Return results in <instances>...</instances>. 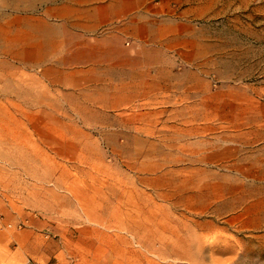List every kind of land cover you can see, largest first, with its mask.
<instances>
[{"label":"rangeland","instance_id":"1","mask_svg":"<svg viewBox=\"0 0 264 264\" xmlns=\"http://www.w3.org/2000/svg\"><path fill=\"white\" fill-rule=\"evenodd\" d=\"M94 1L0 0V264H264V0Z\"/></svg>","mask_w":264,"mask_h":264},{"label":"crops","instance_id":"2","mask_svg":"<svg viewBox=\"0 0 264 264\" xmlns=\"http://www.w3.org/2000/svg\"><path fill=\"white\" fill-rule=\"evenodd\" d=\"M95 0L88 8L83 10L81 20L79 22V29L83 32H94L96 28L100 26H105V24H109L111 21V25L108 27V32H113L117 37L122 35H127L131 37V39H136L138 41L137 46H142L145 48L144 44L145 39H143V35H141L142 30H150L152 26H144L141 24V13L139 7V0ZM125 18L126 20L119 21V19ZM101 41V40H100ZM140 41L142 42L140 44ZM102 42H106L103 40ZM153 42V40H152ZM136 47V46H135ZM109 51L104 49L101 51L100 55H107ZM138 52V50H137ZM115 54V53H114ZM117 56V55H115ZM90 73H107V69L92 67L88 69ZM114 74L125 75L127 83H130V77H136L142 73L140 68H121L115 69L112 71ZM2 233H0V237ZM55 264H63L56 260Z\"/></svg>","mask_w":264,"mask_h":264},{"label":"built area","instance_id":"3","mask_svg":"<svg viewBox=\"0 0 264 264\" xmlns=\"http://www.w3.org/2000/svg\"><path fill=\"white\" fill-rule=\"evenodd\" d=\"M23 224L24 223L22 221H19L18 223L15 224V226L17 228H21ZM3 226L11 227L12 226V223H10V222H4L3 221V218L0 217V227H3Z\"/></svg>","mask_w":264,"mask_h":264}]
</instances>
